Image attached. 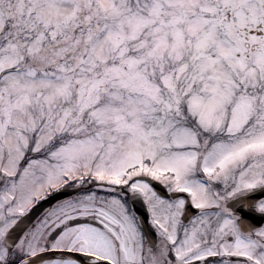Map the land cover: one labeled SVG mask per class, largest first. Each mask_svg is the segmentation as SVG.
Instances as JSON below:
<instances>
[{"label":"snow or ice","instance_id":"obj_1","mask_svg":"<svg viewBox=\"0 0 264 264\" xmlns=\"http://www.w3.org/2000/svg\"><path fill=\"white\" fill-rule=\"evenodd\" d=\"M0 264H264V0H0Z\"/></svg>","mask_w":264,"mask_h":264}]
</instances>
